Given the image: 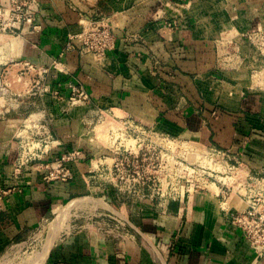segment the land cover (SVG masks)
<instances>
[{
  "label": "crops",
  "instance_id": "1",
  "mask_svg": "<svg viewBox=\"0 0 264 264\" xmlns=\"http://www.w3.org/2000/svg\"><path fill=\"white\" fill-rule=\"evenodd\" d=\"M99 17L117 38L102 60L71 38ZM254 32L264 33V0H40L34 25L0 37V188L21 190L0 213V254L85 195L128 216L132 238L67 233L45 264H264L230 221L247 207L244 190L233 185L242 192L227 197L224 184L264 175V52L248 39ZM40 73L47 92L34 86ZM74 84L89 102L69 104ZM105 110L190 141L201 160L230 150L235 174L221 168L198 193L133 204L108 183L101 150L83 139ZM76 149L85 159L73 178L45 181L41 164Z\"/></svg>",
  "mask_w": 264,
  "mask_h": 264
},
{
  "label": "built area",
  "instance_id": "2",
  "mask_svg": "<svg viewBox=\"0 0 264 264\" xmlns=\"http://www.w3.org/2000/svg\"><path fill=\"white\" fill-rule=\"evenodd\" d=\"M39 7L40 0H9L6 4L1 3L0 37L17 35L24 24L34 25ZM114 29L113 23L105 17L88 19L86 24H82V30L71 38L79 41L82 54L102 60L116 48ZM249 37L264 42V33L254 32ZM27 66L30 71L36 68L30 64ZM41 70L48 72L46 69ZM42 77L43 73H40L34 86L47 92L48 88L42 86ZM70 91L66 100L73 106L90 101V96L83 86L71 85ZM92 132L96 147L103 153L99 161L106 167L108 183L117 195L133 204H166L182 199L187 194L198 193L206 189L208 184L217 181L216 170L221 168L230 171L227 175L235 174V167L231 163L236 158L230 150H207L201 161L189 162L157 143L164 137L163 134L156 133L134 119L117 117L111 111L105 110L98 114ZM167 137L165 136L167 141L170 140ZM84 159V151L76 149L65 152L52 163L41 164L40 168L45 171L44 180L69 182L73 178V166ZM224 184L227 187V197H230V193L241 194L242 191L235 190L233 185L244 190L247 207L231 212L230 221L252 244L258 257L264 258V175L250 176L238 183ZM19 192L21 190L18 187L0 188V213L6 210L12 196ZM107 211L109 215L105 214L104 217L108 219L102 220L103 214L96 216L97 220L88 230L90 234L118 242L132 238V224L125 214L115 208ZM105 220L107 221L103 223Z\"/></svg>",
  "mask_w": 264,
  "mask_h": 264
},
{
  "label": "rangeland",
  "instance_id": "3",
  "mask_svg": "<svg viewBox=\"0 0 264 264\" xmlns=\"http://www.w3.org/2000/svg\"><path fill=\"white\" fill-rule=\"evenodd\" d=\"M250 37H248L249 39ZM253 39H249L251 44L254 45V47L258 48V49H261L263 52H264V42L256 39L255 37H252ZM92 132V130H91ZM93 133V132H92ZM91 133L92 137L93 134ZM168 141H176V142H180L182 144V142H186V143H189L190 144V141L188 140H182V139H178V138H173V137H167ZM167 139L164 137H162L161 139H159L157 141V143L161 146H163L164 148L170 150L171 152H173L176 156L184 159V160H187L189 162H199V160H201V158H199V155H196V156H191L189 155V152L185 149V150H180L179 148L178 149H175L174 147L172 146H168L167 145V142L166 141ZM178 142V143H179ZM191 147H189L188 149L191 150V151H194L195 153H199L198 150H196V147H194L192 144H190ZM172 149H171V148ZM195 157V158H194ZM195 159V160H194ZM194 160V161H193ZM198 160V161H197ZM82 197H87V196H80V197H77V198H74L72 199L71 201L73 200H76L78 198H82ZM97 201H103V202H107L105 199L103 198H93ZM69 202H65L64 204H60L57 208V211L56 213H59L63 207L67 206V204H69ZM82 210V211H81ZM118 210V209H117ZM119 211V210H118ZM74 212V211H73ZM82 215H81V214ZM120 213V212H119ZM100 214H103V216L101 217V219L103 220L104 218H107L108 217H104L105 214L109 215L107 209H105L104 207H102V205H100V203H96L94 204L93 206H87L85 208H82V209H77L74 213H73V216L70 220V231H69V234L70 233H74V232H79V231H88L89 228L91 227L92 223L97 220L96 216L100 215ZM115 217V215H113ZM126 216V215H125ZM128 218V216H126ZM55 218V215L47 222L43 223L38 229H36L32 234L31 236L23 241V242H18L17 244L7 248L4 252H2L0 254V264H20V260L23 259L27 254H29L30 252H32L33 250H35L36 248L39 247L40 243L44 240V238L46 237V234H47V224L53 220ZM128 220L130 221V219L128 218ZM107 220L105 221H102L103 223H105ZM131 222V221H130ZM74 225V226H73ZM76 227V228H75ZM130 231H132V229H130ZM132 234V233H131ZM67 234H63V236H65ZM61 237V238H62ZM49 256V255H48ZM8 257V259H7ZM48 258V257H47ZM15 259V260H14ZM17 259V260H16ZM20 259V260H19ZM47 260V259H46ZM11 261V262H9ZM20 261V262H19ZM18 262V263H17ZM46 263V262H45Z\"/></svg>",
  "mask_w": 264,
  "mask_h": 264
},
{
  "label": "bare ground",
  "instance_id": "4",
  "mask_svg": "<svg viewBox=\"0 0 264 264\" xmlns=\"http://www.w3.org/2000/svg\"><path fill=\"white\" fill-rule=\"evenodd\" d=\"M69 104L71 106H73L70 102H69ZM74 106H77V105H74ZM83 139L86 140V141H89L95 147L96 140L91 135H89L87 137H84ZM178 142L171 140V141L167 142V145L168 146H172L175 149H178V148L180 150H185L186 149L189 152V155H191V156L199 155L198 153H193L194 151H191L192 149L191 150L188 149L189 147H191V145L189 143H186V142L183 141L182 144H181L180 142L179 143ZM129 144L132 145L133 143H129ZM96 203H98V204L100 203V205H102L103 207L106 206V204L103 203L102 201H97V200H94L92 198H81V199L73 200L72 202L67 204V206L63 207V209L55 216V218L47 224L46 237L40 243L39 247L36 248L35 250H33L32 252H30L29 254H27L23 259H21V260L19 259L21 261V262L19 261L20 264H45L46 259H47L48 255H49L50 250L52 249V247L55 246V244L59 240H61V237H62L63 234H67V233L69 234V231H70V220H71V218L73 216V213L77 209H82V208H85V207H87L89 205L93 206ZM7 259H8V257H7ZM9 262H11V261H9ZM7 264H8V262H7Z\"/></svg>",
  "mask_w": 264,
  "mask_h": 264
},
{
  "label": "trees",
  "instance_id": "5",
  "mask_svg": "<svg viewBox=\"0 0 264 264\" xmlns=\"http://www.w3.org/2000/svg\"><path fill=\"white\" fill-rule=\"evenodd\" d=\"M97 154H98V152L95 155H97Z\"/></svg>",
  "mask_w": 264,
  "mask_h": 264
}]
</instances>
